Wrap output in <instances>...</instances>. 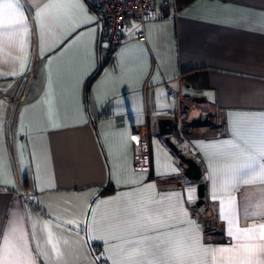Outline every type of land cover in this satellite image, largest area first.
<instances>
[{"label": "crops", "instance_id": "crops-1", "mask_svg": "<svg viewBox=\"0 0 264 264\" xmlns=\"http://www.w3.org/2000/svg\"><path fill=\"white\" fill-rule=\"evenodd\" d=\"M52 2L71 10L49 9L38 27L35 12L49 0H20L28 29L0 30V235L22 220L34 258L27 264H113L122 260L119 246L125 240L167 231L187 230L190 242L208 248L234 243L209 179L221 166L223 150L209 145L235 140L238 124L264 116V0H182L172 10L157 0L161 13L145 23L146 38L134 37L142 25L128 18L122 41L95 76L104 53L96 13L88 0ZM188 73L204 74L206 84L190 82ZM167 85L205 95L224 112L221 131L201 128L184 135L176 127L170 134L200 163L205 197L216 202L222 221L221 236L206 237L188 201L176 198L195 188L192 201L197 200L198 181L184 175L180 158L159 132L158 120L176 111ZM23 89L25 99L16 110ZM142 124L150 128V169L135 166L133 128ZM216 194L234 196L238 213L244 204L264 212L259 182L238 191L217 187ZM69 220L82 223L77 227ZM44 222H51L59 239L58 261L36 251L38 244L54 255L41 231ZM261 223L260 215L240 220V226Z\"/></svg>", "mask_w": 264, "mask_h": 264}, {"label": "snow or ice", "instance_id": "snow-or-ice-1", "mask_svg": "<svg viewBox=\"0 0 264 264\" xmlns=\"http://www.w3.org/2000/svg\"><path fill=\"white\" fill-rule=\"evenodd\" d=\"M54 8L71 10V6L56 4L49 0V3L35 12L38 27L42 17H46L49 9ZM94 19L88 18L86 22L91 23ZM28 27L20 0H0V30L18 34L26 31ZM92 32L94 33L95 29ZM234 136L233 141L209 145L223 150L219 154L221 166L213 168L209 179L213 184L212 199L219 200L220 218L227 222V235L234 243L229 246L208 248L190 242L191 237L187 235V230L158 232L156 236L147 237L145 240H125L124 244L119 246L122 260L113 261V264H206L209 256L210 264H257L258 258L264 257V223L240 226L241 219L247 221L257 215L264 216V212L253 211L250 204H244L242 211L238 213L234 196L224 199L216 194L217 187L234 188L238 191L241 185H252L257 182L264 184V116L252 117L238 124ZM132 139L137 137L133 136ZM202 145L203 142H199L196 147L200 148ZM195 191V188H189L184 197L177 194L176 198L191 202L195 199ZM161 207L159 204L155 206L158 218L163 214L160 211ZM67 223L79 227L82 222L69 220ZM41 231L47 232V244L51 246L50 251L54 255L50 256L48 250H41L38 244L37 253L51 260H60L63 254L60 251L59 239L51 229V222H44ZM32 239L33 241L37 239L35 222L32 223ZM89 239L103 237L90 236ZM146 240L151 241L147 246ZM107 252L108 249H105V254ZM33 259L28 233L22 228V220L13 221L7 231L0 235V264H27ZM108 259L112 257L109 256ZM260 264H264V260L260 261Z\"/></svg>", "mask_w": 264, "mask_h": 264}, {"label": "built area", "instance_id": "built-area-1", "mask_svg": "<svg viewBox=\"0 0 264 264\" xmlns=\"http://www.w3.org/2000/svg\"><path fill=\"white\" fill-rule=\"evenodd\" d=\"M90 7L96 13L97 21L102 26L100 44L103 45V52L112 55L116 47L123 39L124 29L128 18H134L142 27L134 34L135 38L145 39V23L160 16L161 8L157 0H88ZM166 9H176V0H163ZM147 93L148 87H143ZM167 89L173 92L176 98V111L173 118L176 127L184 135H189L204 128L207 131H221L225 126V116L221 108L209 100L199 101L192 94L182 93L180 90L167 85ZM25 99L24 89L18 94L15 100V107L18 110ZM145 110L148 116L152 115L149 100L146 99ZM211 112L205 124H195L194 118L197 115L204 117ZM150 128L146 124L136 125L133 128L135 166L139 169H150L151 149L148 136ZM179 182V181H178ZM28 194L24 190V196ZM196 201L188 202V207L200 225L206 237H218L223 234L222 221L215 212L216 202L205 197L202 204L197 205Z\"/></svg>", "mask_w": 264, "mask_h": 264}, {"label": "water", "instance_id": "water-1", "mask_svg": "<svg viewBox=\"0 0 264 264\" xmlns=\"http://www.w3.org/2000/svg\"><path fill=\"white\" fill-rule=\"evenodd\" d=\"M195 99L199 101L206 100L205 95H196ZM211 115V112H208L204 117L201 115H197L194 118L195 124H205ZM159 124V132L163 135H165V139L169 146L177 153L178 157L181 160L182 166H183V173L186 177L191 179L192 181H198L197 183V193H198V199L196 201V204H202L205 201V183L204 181H201L202 178V167L200 163L192 156H189L185 154L179 146L173 141L171 138V133L176 128V121L173 117H161L158 120Z\"/></svg>", "mask_w": 264, "mask_h": 264}, {"label": "trees", "instance_id": "trees-1", "mask_svg": "<svg viewBox=\"0 0 264 264\" xmlns=\"http://www.w3.org/2000/svg\"><path fill=\"white\" fill-rule=\"evenodd\" d=\"M176 1H177V4L180 5L182 0H176ZM110 59H111V55H106L104 53L101 54L100 66L98 67V69L95 72L94 76L97 75L102 70V68L110 61ZM187 77H188L190 82H193L197 86H204L206 84L205 83L206 78H205L204 74L199 75V74H194V73H188ZM88 94H89V91H88ZM98 250L97 249L95 250L97 255H98ZM99 260L101 261L102 258L99 257Z\"/></svg>", "mask_w": 264, "mask_h": 264}]
</instances>
